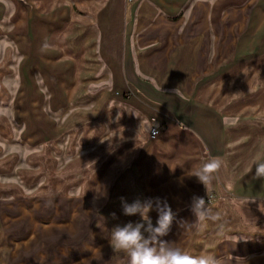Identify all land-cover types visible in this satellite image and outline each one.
I'll use <instances>...</instances> for the list:
<instances>
[{
  "label": "crops",
  "instance_id": "obj_1",
  "mask_svg": "<svg viewBox=\"0 0 264 264\" xmlns=\"http://www.w3.org/2000/svg\"><path fill=\"white\" fill-rule=\"evenodd\" d=\"M0 101L25 145L110 142L106 126L135 144L96 183L0 200V264H127L111 230L140 217L121 197L166 199L162 239L191 255L264 264V0H0ZM217 157L206 191L189 173ZM193 196L220 220L184 229Z\"/></svg>",
  "mask_w": 264,
  "mask_h": 264
},
{
  "label": "rangeland",
  "instance_id": "obj_2",
  "mask_svg": "<svg viewBox=\"0 0 264 264\" xmlns=\"http://www.w3.org/2000/svg\"><path fill=\"white\" fill-rule=\"evenodd\" d=\"M14 97L15 95H12V99ZM5 102L0 101V200L22 196L51 197L59 195L63 188L69 190V184H74L72 189H75L78 184L96 183L101 177L98 166L105 161L101 156L107 158L111 153L113 155L118 151L123 152L127 146L132 147L130 152L134 154L135 144H123V129L116 126L105 128L107 133L112 134L110 142H83V130H79L75 137H62L33 146L25 145L21 141L20 126L14 123L9 125L3 108ZM134 131L136 133V127ZM102 133L104 129L96 131L97 136ZM131 164L132 162L128 166ZM120 177L123 176L110 174L108 178L116 181Z\"/></svg>",
  "mask_w": 264,
  "mask_h": 264
},
{
  "label": "clouds",
  "instance_id": "obj_3",
  "mask_svg": "<svg viewBox=\"0 0 264 264\" xmlns=\"http://www.w3.org/2000/svg\"><path fill=\"white\" fill-rule=\"evenodd\" d=\"M152 135L157 132L152 129L149 131ZM222 167L220 158H211L202 167L191 169L190 175L198 179L205 186L211 184L213 174L217 173ZM251 171V169H249ZM255 179L264 180V162L255 163ZM122 212L125 216L139 214L138 222H127L116 225L111 230L109 239L110 246L117 252L125 253L128 257L127 264H232L235 259L236 264H241L240 258L222 257L215 254L191 255L185 252L181 247L176 246L162 239L168 235L176 213L168 204L166 199L160 197L147 198L143 201L135 199L128 203L121 197ZM190 209L195 217L193 223H184V229H190L193 226H199L201 230L206 227L207 221H218L220 216L213 213L207 206L204 198L193 196L191 198ZM157 214L155 225L150 217V212ZM115 217V213L112 214ZM235 243L240 239L232 236Z\"/></svg>",
  "mask_w": 264,
  "mask_h": 264
},
{
  "label": "built area",
  "instance_id": "obj_4",
  "mask_svg": "<svg viewBox=\"0 0 264 264\" xmlns=\"http://www.w3.org/2000/svg\"><path fill=\"white\" fill-rule=\"evenodd\" d=\"M152 124V129L155 130L157 132V135L159 134L160 130L162 129V124L159 123L157 120H155L154 118H152L150 120V126ZM150 128V127H149ZM157 135L153 136L152 135V131H149V138H155Z\"/></svg>",
  "mask_w": 264,
  "mask_h": 264
}]
</instances>
